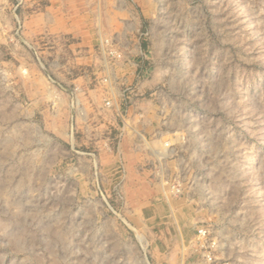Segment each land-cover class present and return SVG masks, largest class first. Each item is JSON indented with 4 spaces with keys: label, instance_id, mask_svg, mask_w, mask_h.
I'll return each mask as SVG.
<instances>
[{
    "label": "rangeland",
    "instance_id": "1",
    "mask_svg": "<svg viewBox=\"0 0 264 264\" xmlns=\"http://www.w3.org/2000/svg\"><path fill=\"white\" fill-rule=\"evenodd\" d=\"M70 4L0 0V264H264V0Z\"/></svg>",
    "mask_w": 264,
    "mask_h": 264
},
{
    "label": "crops",
    "instance_id": "2",
    "mask_svg": "<svg viewBox=\"0 0 264 264\" xmlns=\"http://www.w3.org/2000/svg\"><path fill=\"white\" fill-rule=\"evenodd\" d=\"M39 1H44V3H46V5H47L43 9V11H42V9L38 10V17L39 18L41 16H43L45 19H48L47 23L46 22L44 23V26H45L44 30L45 31L59 32V33L76 32V31L81 32L80 29L82 28V26H78L76 24L78 21H80V20L76 19L79 16H81V19L82 18L86 19L85 22H82L80 24L89 23V20L87 19V14L82 16V15H78L77 13H75V11H73L71 4H70L71 0H39ZM120 10L121 9L119 8L118 11H120ZM0 13H2V9H0ZM106 13H103V15H102L101 9H99L95 14L94 8L91 9V13H90L91 16L92 15L94 17L96 16V25L94 26L96 30L95 29L94 30L100 35L101 38L104 35H106L105 33L102 34V32H105L107 29L113 28L111 21H109V19L104 18ZM118 13L121 14L120 12H118ZM10 16H11V19L15 18V14L13 13V11L10 12ZM100 17H102L104 20L101 19V22L99 23ZM41 19H42V17L39 20H41ZM94 21L95 20L93 19L92 25H93ZM109 22H110V24H109ZM85 26H87V28H84V29H88L89 32H91V29H93V26L92 27L90 25H85ZM89 26H90V28H89ZM117 28L118 27H115V31L118 30ZM90 35L91 36L87 37V43L91 40L93 41L96 39L95 38L96 35H93V33H90Z\"/></svg>",
    "mask_w": 264,
    "mask_h": 264
},
{
    "label": "built area",
    "instance_id": "3",
    "mask_svg": "<svg viewBox=\"0 0 264 264\" xmlns=\"http://www.w3.org/2000/svg\"><path fill=\"white\" fill-rule=\"evenodd\" d=\"M118 58H120V54H118ZM199 233L204 237L206 235V231H199ZM203 257L205 260L211 262L213 261V256L211 252H203Z\"/></svg>",
    "mask_w": 264,
    "mask_h": 264
}]
</instances>
